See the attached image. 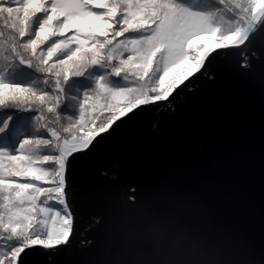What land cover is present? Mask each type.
<instances>
[{
  "label": "water",
  "instance_id": "95a60500",
  "mask_svg": "<svg viewBox=\"0 0 264 264\" xmlns=\"http://www.w3.org/2000/svg\"><path fill=\"white\" fill-rule=\"evenodd\" d=\"M249 35H264V11ZM212 56L171 105L140 104L95 150L98 134L62 155L74 229L23 264H264V46Z\"/></svg>",
  "mask_w": 264,
  "mask_h": 264
},
{
  "label": "trees",
  "instance_id": "16d2710c",
  "mask_svg": "<svg viewBox=\"0 0 264 264\" xmlns=\"http://www.w3.org/2000/svg\"><path fill=\"white\" fill-rule=\"evenodd\" d=\"M9 2L13 0H2L4 5ZM177 3L206 17L200 21L199 34L212 36L214 42L226 40L239 29L249 33L252 0H177ZM9 11L10 6L0 9V17L6 19ZM0 31L3 32L0 36V79L9 84L31 87L47 98L44 103L22 108L6 94L0 104V120L15 115L19 137L28 135L37 141L26 151V159L20 163L14 164L0 155V264H12L8 259L12 253L43 235L45 228L59 225L56 219L62 213L67 214L62 198V154L68 155L75 147H85L107 126L109 115L115 116L121 109L125 111L128 107L143 104L136 103L137 99L131 95L133 91L141 92L138 98L144 94L150 101L160 99V71L146 75L142 67L147 50L144 41L149 37L147 29L129 31L123 37H113L110 42L97 38L90 45L86 41L83 46L71 36L64 41L52 36L43 48L46 49L52 39H57V43L68 45L62 51L69 54H75L81 47H91L99 52L98 64L92 63V51L83 52L87 60L79 69L82 74L68 81L56 75L47 50H38L39 56L32 59V68L19 67L13 51L15 32L9 27L2 28V22ZM196 48L198 51L193 52V56H203L211 48L210 40H201ZM17 51L28 55L18 47ZM42 61L43 66L52 67V71H42ZM55 64L59 66L60 61ZM196 66L192 65V72L196 71ZM16 146L7 139L0 140V150L11 151ZM14 171L19 174L14 175ZM67 225L69 230L74 229L70 226V219ZM79 236L76 229L73 240Z\"/></svg>",
  "mask_w": 264,
  "mask_h": 264
},
{
  "label": "snow or ice",
  "instance_id": "6c2138e0",
  "mask_svg": "<svg viewBox=\"0 0 264 264\" xmlns=\"http://www.w3.org/2000/svg\"><path fill=\"white\" fill-rule=\"evenodd\" d=\"M9 6L7 18L0 17V22L2 28L9 27L16 34L13 51L16 53L19 67L32 68V59L39 56L38 50H47L48 60L52 62V67L56 68V75L68 81L82 74L79 69L87 60L83 52L92 51L94 54L92 63L97 64L99 52L91 47H81L75 54H69L62 51L68 45L57 43V39H52L47 48H43L42 46L52 36L58 37L61 41L71 36L72 40L83 46L86 41L90 45V42L97 38L110 42L113 37H123L129 31L147 29L149 37L144 41L147 50L142 67L146 75L160 71L158 90L161 97L153 98L151 102L155 105L160 102L171 105L177 96L195 82L190 80L195 74L192 72V65L196 64L199 67V63L193 52L198 51L196 45L201 40L207 39V36L199 34L200 21L206 17L182 8L177 0H13L7 5L0 0V9H7ZM259 11L258 7L253 6V14ZM38 13L41 15H37ZM2 35L3 32L0 31V36ZM230 39L237 40L238 36ZM244 39L264 46V35L245 34ZM17 47L28 55H21ZM54 57L56 59H53ZM55 61H60L59 66H56ZM214 61V56L202 60L203 66L200 67V76H196V80L205 76V73L211 74L210 68ZM43 64L42 61V71H52V67H44ZM186 81L188 83H185ZM177 88H180V91L173 96ZM6 94L22 108L24 105L44 103L47 99L31 87L9 84L0 79V104L4 102ZM135 110L133 108L125 113L121 109L115 116L109 115V123L106 127L101 126L103 131L96 136L90 145L91 149L95 150L112 135L118 134L128 120L133 119L132 114L136 112ZM3 139L17 145L11 151L3 148L0 150V155L12 160L14 164L25 160L26 151L37 142L28 135L19 137L18 119L15 115L7 120H0V140ZM13 174L19 173L14 171ZM34 244L50 246L49 242L39 240L26 242L8 259L12 264H17V261L23 264L21 254H25V249Z\"/></svg>",
  "mask_w": 264,
  "mask_h": 264
},
{
  "label": "rangeland",
  "instance_id": "374dc122",
  "mask_svg": "<svg viewBox=\"0 0 264 264\" xmlns=\"http://www.w3.org/2000/svg\"><path fill=\"white\" fill-rule=\"evenodd\" d=\"M253 6L258 7L260 9V11L255 13V14H253V10H252V15H251L252 20H255V19H257V16L262 12V10H264V0H252V8H253ZM248 20L250 22H252L251 17H248ZM244 34H245V30L243 29V31H242L239 29L238 31H235L231 36V37H237L238 36L237 40H232V39H230V36H229L226 40H222L219 42L218 41L214 42L212 36H207V40H210L211 48L208 49L203 54V56H201V57L199 56L197 58V61L199 63V67L196 66V68H194V69L197 71L201 67L202 60L205 59L207 54L209 52H211L213 49L221 48V47L226 48V47L237 45V44L241 43L244 40ZM195 72H193V73H195ZM131 95L137 99L136 103H138V102H143V103L144 102H151L150 98H148L147 95L144 96V94L141 96V98H138L141 95L140 91H133L131 93ZM133 108L128 107L124 112L126 113L127 111H130ZM83 148L75 147V148H73V151L81 150ZM64 149L67 151L66 148H64ZM71 153L72 152H70L69 154H71ZM63 197L64 196L62 194V198ZM64 206H65V203H64ZM65 209H66V206H65ZM66 211H67V209H66ZM62 214L63 215L61 217L56 219V221L58 222L59 225L49 227V228H45L46 231H43V235L35 237V239L33 240V241L39 240V241L49 242L50 246L46 247V246H43L41 244H34L32 246H40L43 248H50V247L62 245L66 242L67 237H68V233H69V228H68V225L66 226V224H68L70 216H69L68 212H67V214H65V213H62Z\"/></svg>",
  "mask_w": 264,
  "mask_h": 264
}]
</instances>
